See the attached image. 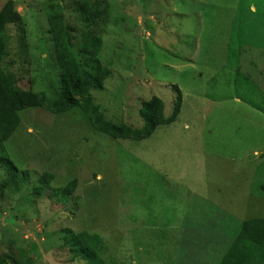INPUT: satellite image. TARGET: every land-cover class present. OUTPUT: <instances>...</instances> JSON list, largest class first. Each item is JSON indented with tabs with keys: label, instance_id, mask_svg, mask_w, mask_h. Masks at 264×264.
I'll return each instance as SVG.
<instances>
[{
	"label": "rangeland",
	"instance_id": "1",
	"mask_svg": "<svg viewBox=\"0 0 264 264\" xmlns=\"http://www.w3.org/2000/svg\"><path fill=\"white\" fill-rule=\"evenodd\" d=\"M13 1L23 39L8 29L6 75L18 90L53 97L58 71L44 9L53 3L58 11L62 3L69 14L68 0ZM107 1L99 59L113 76L92 92L95 101L111 117L140 126L141 101L161 98L169 114L174 85L183 94L180 114L137 142L92 135L76 110L24 112L9 153L31 182L44 172L54 181L36 203L27 187L0 195V253L23 248L34 264H84L70 262L61 244L67 228L98 234L112 264L123 247L135 254L150 241L163 262L218 264L244 220L264 219V0ZM239 41L247 52L239 70L229 69L228 44ZM4 179L0 172V184ZM72 179L74 191L61 199ZM151 230L165 235L155 238Z\"/></svg>",
	"mask_w": 264,
	"mask_h": 264
},
{
	"label": "trees",
	"instance_id": "2",
	"mask_svg": "<svg viewBox=\"0 0 264 264\" xmlns=\"http://www.w3.org/2000/svg\"><path fill=\"white\" fill-rule=\"evenodd\" d=\"M235 2L243 1L235 0ZM68 4L71 9L69 14L62 3L59 4L58 11L53 3L44 9L48 26L46 34L49 37L52 51L53 68L58 71L59 87L54 91L53 97H49L45 91L18 90L11 78L6 75L4 62L8 57L7 46L13 38L8 29L15 27L19 41H22L23 36L20 31L21 19L15 11L17 3L13 0H6L0 10V172L5 175V179L0 184V195L10 188L19 191L21 188L27 187L28 189L25 188L24 191L28 194L31 202L33 199L36 203L45 199L44 197L49 193L48 186L54 181L53 175L44 172L39 179L31 182L30 172L16 167L17 157L15 154H11L13 152L8 149V143L21 126L24 112L41 109L60 116L76 110L90 126L92 135L106 136L109 141L137 142L149 140L156 135V131L160 128L174 125L180 114L183 94L180 88L173 85L171 90L175 93V101L169 114L166 113L164 101L153 96L148 100L141 101L140 109L137 112L142 122L140 126L108 115L107 108L98 104L92 96L93 91L103 90L104 84L113 76L110 63L101 62L99 59L102 46L101 38L109 25L108 1L68 0ZM69 17L75 20L73 24H70ZM247 44L240 41L228 44L225 64L229 69H240V62L247 52L243 48ZM195 47L194 45L192 50L198 51L199 47L197 49ZM200 59L198 58V60ZM137 72L130 81H135V78L139 76L140 72L138 74ZM236 72L240 73L241 71ZM197 76L200 79L201 75L197 74ZM244 81L250 83L251 79ZM207 88V90L209 88L212 90V87ZM205 97H208L207 94ZM76 185L75 179L69 180L62 190L61 199L70 196ZM51 195L55 197L57 194L51 192ZM58 201L62 200L58 199ZM254 218H249L241 223L240 229L226 248L218 264H264V219H258L261 218L258 216ZM10 221L15 225L14 219ZM145 223L137 224L140 228L145 227ZM61 233V244L68 250L70 262L113 263L111 259H106L104 256L107 247L104 240L95 232L82 230L74 233L66 228L61 230ZM151 235L161 238L165 233L161 230L157 232L151 230ZM11 249L0 253V264H34L32 255L25 249L17 248L13 251ZM134 253L123 247L119 253L120 260L114 264L166 263L158 258L153 251L152 241L148 242L142 252L134 251Z\"/></svg>",
	"mask_w": 264,
	"mask_h": 264
}]
</instances>
